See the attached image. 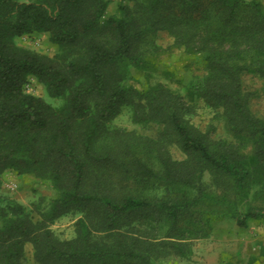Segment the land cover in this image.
Instances as JSON below:
<instances>
[{
  "label": "trees",
  "instance_id": "trees-1",
  "mask_svg": "<svg viewBox=\"0 0 264 264\" xmlns=\"http://www.w3.org/2000/svg\"><path fill=\"white\" fill-rule=\"evenodd\" d=\"M164 30L201 60L190 89L232 140L209 139L165 84L130 83L133 69L154 66ZM37 33L59 46L55 56L18 44ZM245 73L264 81L262 0H0V264H24L27 244L37 264H161L192 255L206 202L233 207L223 213L241 226L264 216L239 208L264 184V120ZM31 78L60 104L27 92ZM124 107L134 122L161 126L158 139L111 126ZM7 172L49 182L54 194L25 204L3 193ZM66 216L76 220L72 238L52 227Z\"/></svg>",
  "mask_w": 264,
  "mask_h": 264
},
{
  "label": "rangeland",
  "instance_id": "rangeland-1",
  "mask_svg": "<svg viewBox=\"0 0 264 264\" xmlns=\"http://www.w3.org/2000/svg\"><path fill=\"white\" fill-rule=\"evenodd\" d=\"M126 2V0H125ZM264 3V0H262ZM117 2H112L110 11L116 9ZM156 41L161 46V52L154 55L155 62L148 70L133 69L135 79L134 86L141 88L147 85L161 82L182 95L186 105H191V112L186 117L201 131L205 132L209 139L215 143L232 140L223 120L216 118L210 109L205 107L202 100L190 89V82L195 76L204 71L201 60L194 59L184 49L174 45V38L167 31H160L156 35ZM18 44L50 57L59 52V46L53 43L48 33L25 35L18 39ZM244 88L251 92L250 107L254 114L264 120V81L253 73H245L243 76ZM26 91L36 96L43 97L48 102L59 105L60 100L51 97L45 86L35 78H31L26 85ZM111 126L131 131L132 136L158 139L161 126L156 123H136L132 120V111L124 107L121 113L114 118ZM176 160H184L185 154L176 146L169 147ZM247 152L250 149L246 150ZM210 180L211 176L207 175ZM216 192L221 187L215 183ZM264 192V184L254 183L247 189L245 198L240 202V210L245 213L249 208H264V201L256 197V192ZM3 193H6L19 201L30 204L37 194L51 196L54 190L49 182L42 181L31 175H17L7 172L3 177ZM200 220L204 222L201 237L192 240L193 253L189 258L178 257L161 264H264V216L249 218L246 225L241 226L232 213H223L231 206L206 202L202 204ZM75 219L62 217L52 226L62 238H72L75 235ZM205 221H208L205 223ZM200 224V223H198ZM203 226V224H201ZM145 227V222L142 228ZM158 230L152 232V237H161L165 225L158 226ZM24 264H37L33 257V248L27 244Z\"/></svg>",
  "mask_w": 264,
  "mask_h": 264
}]
</instances>
